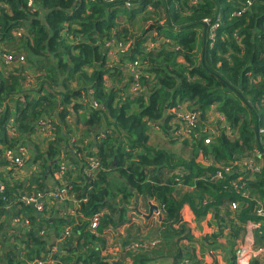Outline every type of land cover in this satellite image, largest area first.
Returning <instances> with one entry per match:
<instances>
[{
  "label": "trees",
  "instance_id": "trees-1",
  "mask_svg": "<svg viewBox=\"0 0 264 264\" xmlns=\"http://www.w3.org/2000/svg\"><path fill=\"white\" fill-rule=\"evenodd\" d=\"M129 1L134 7L126 0H0V55L26 58L6 64L0 57V264H203L181 214L185 204L197 218L214 211L230 227L226 245L222 227L201 242L231 250L229 264H237L238 242L264 249V233L252 229L264 223V156L257 153L264 147V0ZM150 7L155 22L151 14L138 18ZM107 44L126 47L114 66ZM136 59L139 89L132 91L134 74L120 63ZM213 106L224 116L214 131ZM182 111L197 121L179 133ZM41 121L50 135L36 145L39 171L25 186L6 152L28 146ZM176 143L184 150L174 153ZM247 160L258 170L245 168ZM47 170L61 173L57 186L72 187L75 200L54 217L48 203L38 213L22 201L50 191ZM148 197L158 203L160 225L130 230V210ZM123 228L122 252L111 259L108 233L120 239Z\"/></svg>",
  "mask_w": 264,
  "mask_h": 264
},
{
  "label": "crops",
  "instance_id": "crops-1",
  "mask_svg": "<svg viewBox=\"0 0 264 264\" xmlns=\"http://www.w3.org/2000/svg\"><path fill=\"white\" fill-rule=\"evenodd\" d=\"M132 91H134V90H132ZM210 112H211L210 121L213 123V128H211V129L214 130L217 126L216 122H218V123L221 122L219 124H222L224 122V118L218 117V111H217L216 106H213L211 108ZM74 121L81 123V122H79L81 120H78L77 117L74 118ZM222 127H224V126H222ZM45 128H47V129H45ZM227 129L230 130L229 128H227ZM49 135H50V132H49L48 126L43 127V128L39 127L38 130L29 139V142H28L29 144L27 147L28 148V159H26L25 164L22 167H18L19 169L16 171V173H13V175L16 178L25 181L24 182L25 186H27V184L29 183V181H28L29 177L36 174L39 171L38 170L39 165L37 163H35V160H34V156L36 155V152H37L36 145H41V141H43V140L46 141V139L49 138ZM198 161L201 162L202 164L207 163V160H205L202 157H200L198 159ZM257 162H258V164H260L262 161L258 160ZM8 170H10V167L7 168V171ZM45 176H46L45 180H46V183L48 184L49 188H52L55 185H57L58 175L53 176L50 174V170H47V175H45ZM150 199H151V197H148V201ZM55 200L56 201H54V202H52V200H50L48 203L49 204L48 210L51 211V214L53 213V217L57 216L58 213H60L62 206L65 205V203L67 201L69 203H71L72 205L75 202V200H73V197H71L70 194L68 195V197H66V199H64L66 201H64L63 199H58V200L55 199ZM150 203H149L150 212L152 214L154 212L153 207L158 206V204L154 206V203L152 201ZM260 207H262L261 203H260ZM185 213H187V215H190L191 218L196 219L197 222L199 223V225H198L199 229H200L199 232L195 233L193 230H191V234L194 236V239H195V241H194L195 248H196L195 252H196L198 259H200L203 264H229L228 259L230 257L231 258L233 257V255H231V250L223 251L222 248L211 249V246L202 247L201 242H205L204 240H205V237L207 235L220 233V229L222 227L223 233L220 237V243L222 245H226L227 244V235L230 232V227L228 225L226 226L225 223L220 225L219 220L216 219L214 211H212V212L210 211L205 216L197 218L195 216L194 212L192 211V209L190 208V206L185 204L181 209L182 217H183V215H185ZM184 221L186 222V220H184ZM16 225H18V224H16ZM14 228H17V226ZM123 230H124V228L121 229L119 231V233H122ZM49 233L52 235V238H53L54 233L52 231H50ZM263 233H264V231H263ZM116 235H117L116 238H118L119 234L116 233ZM113 236H114V233H108L109 241L113 240ZM130 236H133V235L131 234ZM184 242L187 243L186 240H184L183 243ZM118 243H120V242H118ZM118 245L119 246H116L114 248L116 250H121V248H122L121 244H118ZM110 250L111 249L109 248L107 250V253ZM259 261H260V264H264V253H262L260 255ZM159 263L170 264V260H159L158 262H155L153 264H159Z\"/></svg>",
  "mask_w": 264,
  "mask_h": 264
},
{
  "label": "built area",
  "instance_id": "built-area-1",
  "mask_svg": "<svg viewBox=\"0 0 264 264\" xmlns=\"http://www.w3.org/2000/svg\"><path fill=\"white\" fill-rule=\"evenodd\" d=\"M108 2H115L117 0H105ZM126 6L127 8H132L134 7V3H131V1L126 0ZM33 2V0H29V5H31ZM237 14H240L239 12H237ZM219 26V24H215L212 27V31L215 33L217 27ZM22 30H20V32H18L19 35H21ZM214 37V35L212 36V38ZM109 44V43H108ZM107 44V45H108ZM154 45L151 44V46L149 48H151ZM109 47H112L113 45H108ZM116 50L124 53L126 51V47L122 46L121 44H118L116 46ZM0 57L2 58V60L6 63V64H11L13 62H21L23 63L25 61V55L24 54H14L12 52H1ZM126 68L128 69V71H130L131 73L134 74V79L136 80L137 84L134 85V91H137L139 88V83L137 81L138 77H139V70L140 69V62L138 59L132 61L131 63H128V65L126 66ZM180 118L183 119L186 122V127L182 126L179 133H182V131H190L191 129H193L195 127L196 121H197V114L192 113L190 111H182L179 114ZM218 117L220 118H224V116L222 114L218 113ZM41 125L43 127L48 126L47 122L45 121H41ZM211 129V128H210ZM51 130V128H50ZM212 131H214L213 129H211ZM50 132V131H49ZM261 132H263V130H261ZM211 141V136H207V138H205V142L209 143ZM28 146L27 145H23L20 146L16 151L14 150H7L6 155L9 159V161L14 164L17 165L18 167H22L25 164L27 155H28ZM259 153L260 157L264 156V147L261 149ZM254 161V160H252ZM251 160H247L244 162L245 164V168L249 169L250 171L254 172L256 170H258L257 167H255L253 165V162ZM90 168L91 169H96L99 166L98 161H96V159H91L90 161ZM229 170V169H228ZM215 176L217 177H221L222 174L221 173H217ZM62 177L61 173L58 175V178ZM2 187V182H0V188ZM72 189V187H64V188H60L57 185H55L54 187L50 188V191H48L47 193H43L41 195L38 196H30V195H24L22 197V201H24L26 204L32 205L35 210L38 213H43L45 211V209L47 208L46 205L47 203H49V201L51 199H66V197H68L69 195V191ZM49 205V204H48ZM233 207H236V204H233ZM261 210L259 211V214L264 215V207L260 208ZM70 213H74V209L70 208L69 209ZM101 213H97L92 221H91V228L93 230H96L99 224V217H100ZM14 223H20V219L16 218L14 220ZM253 231L258 232V233H263L264 231V223L261 222H257L254 223L252 226ZM43 234V233H42ZM140 245L135 243L132 244L131 246L129 245L128 247L131 249H136L138 248ZM128 249V248H127ZM57 249L54 248V251H56ZM262 253H264V249L259 248V247H253V246H244L241 242L237 244V246L235 247V256L237 259V264H248L249 261L254 258L257 257L259 255H261ZM179 264H191L190 261H181L179 262Z\"/></svg>",
  "mask_w": 264,
  "mask_h": 264
},
{
  "label": "rangeland",
  "instance_id": "rangeland-1",
  "mask_svg": "<svg viewBox=\"0 0 264 264\" xmlns=\"http://www.w3.org/2000/svg\"><path fill=\"white\" fill-rule=\"evenodd\" d=\"M154 8H152V7H150L148 10H146V12L145 13H141L139 16H138V18H142L143 16H148V15H150L151 13H154ZM161 10V13H160V16H161V19H162V17H164V15H165V10L164 9H160ZM152 15H154V14H151V18L150 19H153V21L155 22V19L157 18V17H153ZM166 21H164L163 22V24L165 23ZM167 23V22H166ZM135 30H137L136 31V34H139L140 33V31H142L141 29H138V28H136ZM157 33V31L155 30V31H153V32H147L146 34H145V37H147V39L150 37V36H155V34ZM16 34L18 35V36H20L19 34H18V31H16ZM158 35V34H157ZM165 36L164 35H162V36H160V38H159V42H162V41H164L165 40V38H164ZM146 39V38H145ZM152 43H154V45L151 47V49H153L155 46H156V44L155 43H157V42H152ZM200 50H201V47H199L198 48V51H197V53H196V57L198 58L201 54H200ZM120 54H123L122 52H120V51H118V50H116V49H114L113 50V48L112 47H110V55H114V57L115 58H112V61H108V63H107V65L108 66H114V65H116L117 63H118V59L121 57V55ZM200 54V55H199ZM128 64H125L124 65V63H120V69H122V70H124V69H126V66H127ZM125 74V76H126V74L127 73H124ZM128 76V75H127ZM127 79L126 78H124L123 79V82L120 84V86L122 85V84H124L125 83V81H126ZM107 84L108 85H113L114 84V81L111 79V78H109V77H107ZM137 84V82H136V80H135V82L134 83H132L131 84V88H130V90H133L134 89V85H136ZM185 106H188V104H186V105H184V107ZM211 113V112H210ZM211 122V121H210ZM171 148H172V150L174 151V153L175 152H178V151H180V149L182 148V150H184V147L182 146V145H180L179 143H176V144H174V145H171ZM186 156L188 157V158H190L191 157V154L189 153V151L187 152V154H186ZM207 165L209 164V163H206ZM16 173V172H15ZM153 202L154 203V206L155 205H157L158 203L155 201V200H147V201H144L143 199H140L139 201H138V205L136 206V205H134L132 208H134V210H130V213H129V221L131 222V224L132 225H130V227H131V229L130 230H132L133 228L135 229L136 228V226L138 225V224H140V225H142V227L144 228V229H147V228H151V227H157V226H159L160 225V223H161V220H160V217H161V214H160V208H158V206H155V207H157V211H154L152 214H151V212H150V206L148 205L150 202ZM149 202V203H148ZM135 203V202H134ZM151 204V203H150ZM232 207H233V204H232ZM233 208H235V207H233ZM131 219V220H130ZM183 220H186V223H188L187 224V226L191 229V230H193L195 233H197V232H199V223L197 222V220L196 219H194V218H191V216L190 215H187V213H185V215H183ZM125 226H128V225H125ZM176 226H179V224H177ZM135 230H133V231H131V232H134ZM127 233H128V230L126 231V230H123L122 231V236H121V238L120 239H118V238H116V235H115V233H114V236H113V240L111 241H109V246H108V249L110 248L111 250L110 251H108V255H109V257L111 258V259H115V258H117L120 254H121V252H122V248H121V250H116L114 247H116V246H119L118 244H120V243H118V242H120V240L122 239V237H124L125 235H127ZM115 238V239H114ZM120 248V247H119ZM176 264H179V263H176Z\"/></svg>",
  "mask_w": 264,
  "mask_h": 264
},
{
  "label": "water",
  "instance_id": "water-1",
  "mask_svg": "<svg viewBox=\"0 0 264 264\" xmlns=\"http://www.w3.org/2000/svg\"><path fill=\"white\" fill-rule=\"evenodd\" d=\"M153 209H154V211H157L158 210L157 207H153Z\"/></svg>",
  "mask_w": 264,
  "mask_h": 264
},
{
  "label": "clouds",
  "instance_id": "clouds-1",
  "mask_svg": "<svg viewBox=\"0 0 264 264\" xmlns=\"http://www.w3.org/2000/svg\"><path fill=\"white\" fill-rule=\"evenodd\" d=\"M181 262V261H180ZM179 263V262H178Z\"/></svg>",
  "mask_w": 264,
  "mask_h": 264
}]
</instances>
